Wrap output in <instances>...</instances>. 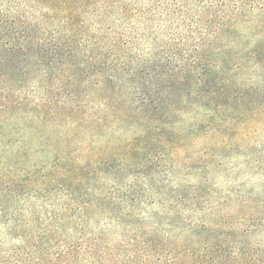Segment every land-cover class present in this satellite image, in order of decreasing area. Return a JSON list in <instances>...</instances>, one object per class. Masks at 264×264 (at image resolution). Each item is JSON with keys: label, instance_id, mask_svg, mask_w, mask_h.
Returning a JSON list of instances; mask_svg holds the SVG:
<instances>
[{"label": "trees", "instance_id": "obj_1", "mask_svg": "<svg viewBox=\"0 0 264 264\" xmlns=\"http://www.w3.org/2000/svg\"><path fill=\"white\" fill-rule=\"evenodd\" d=\"M260 12L264 0H0V118L64 115L94 140L112 120L171 144L181 105L216 138L252 119L264 127V86L241 79L250 62L264 68V39L241 58L219 44ZM148 151L58 160L55 191L72 208L46 186L19 193L0 180V220L11 214L6 233L22 240L8 248L0 237V264H264V197L252 206L245 190L181 185L169 151ZM238 203L256 209L236 220L242 232L205 215Z\"/></svg>", "mask_w": 264, "mask_h": 264}, {"label": "rangeland", "instance_id": "obj_2", "mask_svg": "<svg viewBox=\"0 0 264 264\" xmlns=\"http://www.w3.org/2000/svg\"><path fill=\"white\" fill-rule=\"evenodd\" d=\"M237 32H239L237 38L222 40L219 44H230L241 58L243 56L241 51L245 46L253 48L255 44L264 39V12L253 14L252 18L241 22ZM249 48L245 51L249 52ZM241 79L248 85L264 86V68L261 69V66L259 69L258 67L254 68L253 63L250 62ZM96 92L102 94V92ZM109 97L122 101L129 97V92L124 90L110 94ZM173 99L175 103L179 102V100ZM97 100L101 99L97 98ZM99 102L107 104L105 99ZM175 106L179 105L175 104ZM180 108L183 111L175 124L178 136L175 137L176 140L172 144L169 141L163 142L161 138L152 137L149 139L150 134L141 132L137 126L118 130L112 120H108L112 129L107 133H100L94 140L92 135H83L84 128L80 130L79 124H73L72 119H66L64 115L57 119H38L25 115L10 118L1 117L0 167L2 166L3 169H0V180L5 181V189L10 187L19 193L30 187L35 190L46 186L45 189L48 188L46 189L47 195L56 197L57 208H72L75 205L71 202L70 195L61 193L58 195V192L55 191L63 177V174L57 169L58 160H79L92 152L97 158V155L100 156L108 152L115 155L117 152L121 156L126 151L147 152L150 148H157L159 153L164 150L169 151L168 155L170 154L171 162L174 163V170L171 174L177 182L182 183L181 185L191 188L212 185L214 188L224 191L229 188L245 190L247 195L244 198L252 206L264 197V194L257 192V189H262L264 185V127H260L255 119H252L241 125L230 136L223 135L221 137V135L216 138L214 134L203 128L207 123V118L202 112H198L192 106L181 105ZM101 114L103 115V113ZM101 114L100 116H102ZM146 140H148L147 146L145 145ZM217 141L220 145L215 148ZM235 144H240V147L234 148ZM163 145L168 148H163ZM252 191L258 194V197L248 196ZM35 204L39 208V203ZM245 204L243 202L244 207ZM240 210H242V203L236 204L232 209H226L223 213L208 208L205 215L211 219L220 216L228 221L232 220L234 227L228 230L242 232L246 223L236 220L242 216L252 218L256 209L247 208L241 212ZM11 217L12 215L8 214L0 220V237H3V242L8 244L6 246L8 248L22 244L20 237L6 233L10 225L13 227L17 225L9 223ZM90 230L88 227L87 231L90 232ZM113 230V228H108L109 232ZM100 264H118V259L115 262H110V258H107L104 261L100 260Z\"/></svg>", "mask_w": 264, "mask_h": 264}]
</instances>
